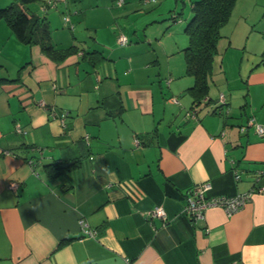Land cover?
I'll return each mask as SVG.
<instances>
[{"label": "crops", "instance_id": "crops-1", "mask_svg": "<svg viewBox=\"0 0 264 264\" xmlns=\"http://www.w3.org/2000/svg\"><path fill=\"white\" fill-rule=\"evenodd\" d=\"M179 1L139 23V0L21 4L73 48L60 59L0 16V264H264V191L230 214L184 210L202 181L209 196L264 185V135L247 124H264V0H236L197 106ZM155 206L165 218L146 216Z\"/></svg>", "mask_w": 264, "mask_h": 264}, {"label": "trees", "instance_id": "trees-1", "mask_svg": "<svg viewBox=\"0 0 264 264\" xmlns=\"http://www.w3.org/2000/svg\"><path fill=\"white\" fill-rule=\"evenodd\" d=\"M32 0H19L0 8V16L9 24L15 36L26 43L38 44L43 51L60 59L73 51L69 48H56L50 40V26L44 19L30 14L21 7ZM148 1V0H146ZM236 0H190V17L186 19L185 32L187 45L183 48L186 73L194 79L188 88L193 98L192 106H197L208 95L209 76L213 56L217 49V40L221 36V27L229 20ZM181 11L171 12L173 20H182ZM103 57L100 55L99 57ZM76 161L65 164L49 163L44 167L51 175L69 170ZM256 174V173H255ZM261 175V174H260Z\"/></svg>", "mask_w": 264, "mask_h": 264}, {"label": "built area", "instance_id": "built-area-1", "mask_svg": "<svg viewBox=\"0 0 264 264\" xmlns=\"http://www.w3.org/2000/svg\"><path fill=\"white\" fill-rule=\"evenodd\" d=\"M61 0H47L48 4L56 5ZM124 0H116L118 5H121ZM65 21H69V15L63 16ZM117 41L120 44H127L129 39L124 33H120L117 37ZM218 101L220 105H225L226 97L223 94L219 95ZM66 113H61V121H64ZM248 125H253L255 131L259 135H264V124L258 123L254 120L253 117H250L247 121ZM17 130H21L20 126L16 127ZM241 129H244L245 126H241ZM135 141H138V138H135ZM240 173L236 172L235 177L237 179L240 178ZM255 181L260 179V172H256L254 174ZM16 182L10 184L11 188L17 187ZM211 188L210 181H202L194 184L186 193V203L184 206L185 212L189 215V217L193 220L198 219L204 213V211L211 206H221L225 209L227 213H233L242 207L252 196L255 191H264V185L253 184V186L247 191L238 192L234 195H217V196H209L207 195V191ZM147 217L158 216L161 218H165V211L161 206H155L152 209L146 211ZM81 229L84 233L88 235H94L95 230L87 227V222L84 218H80L79 220Z\"/></svg>", "mask_w": 264, "mask_h": 264}, {"label": "rangeland", "instance_id": "rangeland-1", "mask_svg": "<svg viewBox=\"0 0 264 264\" xmlns=\"http://www.w3.org/2000/svg\"><path fill=\"white\" fill-rule=\"evenodd\" d=\"M173 0H151V2L147 3L146 0H139V4H137L136 10L132 11V13H137L134 16V20H136L138 23L142 21L143 18H147V22L152 18L151 16L153 14H157L159 11H162L163 13L166 12L167 8L172 6ZM187 5L185 6L183 2L180 0L178 3L179 10L182 11V20H186L184 17L189 11V1L185 0ZM166 6V7H165ZM166 14V13H165ZM159 15L156 16V18ZM183 22V21H182ZM120 34V33H119ZM118 42V41H117ZM119 45H126V44H120Z\"/></svg>", "mask_w": 264, "mask_h": 264}]
</instances>
